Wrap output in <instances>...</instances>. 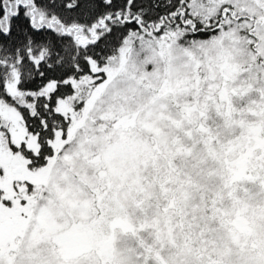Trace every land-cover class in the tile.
<instances>
[{
	"label": "snow or ice",
	"instance_id": "obj_1",
	"mask_svg": "<svg viewBox=\"0 0 264 264\" xmlns=\"http://www.w3.org/2000/svg\"><path fill=\"white\" fill-rule=\"evenodd\" d=\"M0 264H264V0H0Z\"/></svg>",
	"mask_w": 264,
	"mask_h": 264
}]
</instances>
